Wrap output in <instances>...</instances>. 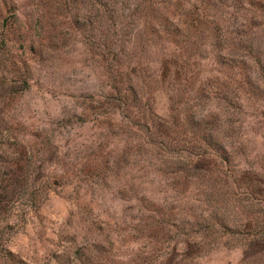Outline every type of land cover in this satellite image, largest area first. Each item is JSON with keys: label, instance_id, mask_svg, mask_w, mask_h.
Wrapping results in <instances>:
<instances>
[{"label": "rangeland", "instance_id": "obj_1", "mask_svg": "<svg viewBox=\"0 0 264 264\" xmlns=\"http://www.w3.org/2000/svg\"><path fill=\"white\" fill-rule=\"evenodd\" d=\"M212 6L181 72L96 0H0V190L19 188L0 198L6 249L264 264V0Z\"/></svg>", "mask_w": 264, "mask_h": 264}, {"label": "trees", "instance_id": "obj_2", "mask_svg": "<svg viewBox=\"0 0 264 264\" xmlns=\"http://www.w3.org/2000/svg\"><path fill=\"white\" fill-rule=\"evenodd\" d=\"M235 1L241 5L243 0ZM96 4L99 6L97 7L98 11L103 10L111 18V22H114L113 19L116 18L118 12H123L121 19L126 17L128 22L125 25L121 21V25L127 27L134 22L137 24L136 26L144 29L146 38L151 39V42L146 40V43L153 46V52H161L160 65L164 67L165 64L167 68L181 72L180 61L177 58L176 64L170 65V62H173V56L183 58L189 38L187 29L194 25H205L211 18L213 9V0H96ZM220 19L222 17L219 16L216 21ZM139 34H141L140 29L135 32L134 37ZM114 35L116 36V34ZM124 37L126 35L121 39ZM18 193V187H5L0 190L1 201L5 202L8 207L17 201ZM6 213L7 208L6 210L0 209V215ZM67 253L59 261V264H77L79 261L77 257L73 253L69 252L68 255ZM85 255L81 261L83 264L90 258L87 254ZM0 264H26L18 255L6 249V242L2 238H0Z\"/></svg>", "mask_w": 264, "mask_h": 264}]
</instances>
